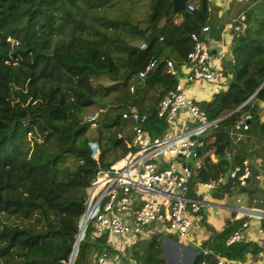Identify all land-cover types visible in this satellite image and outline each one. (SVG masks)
Instances as JSON below:
<instances>
[{
	"label": "trees",
	"instance_id": "16d2710c",
	"mask_svg": "<svg viewBox=\"0 0 264 264\" xmlns=\"http://www.w3.org/2000/svg\"><path fill=\"white\" fill-rule=\"evenodd\" d=\"M202 1L189 0L173 14V0H0V264H62L74 254V264H97L96 255L109 257L108 237L94 238L91 223L79 239L91 184L130 151L118 138L125 133L123 112L136 107L148 114L153 138L169 129L157 111L178 84L167 62L180 72L192 35L207 37L212 10L210 0L206 7ZM241 15L246 28L236 33L228 90L198 102L213 133L203 138L204 166L193 171L191 194L225 174V157L235 165L246 160L233 154L231 131L240 115L248 118L247 132L264 138V0H249ZM152 60L156 66L140 81ZM94 115L95 126L87 121ZM29 135L39 140L28 147ZM230 182L240 185L228 180L219 191ZM247 220L213 233L191 264L258 254L252 242L226 245ZM142 264H166L161 235L150 240Z\"/></svg>",
	"mask_w": 264,
	"mask_h": 264
},
{
	"label": "built area",
	"instance_id": "2783aa9c",
	"mask_svg": "<svg viewBox=\"0 0 264 264\" xmlns=\"http://www.w3.org/2000/svg\"><path fill=\"white\" fill-rule=\"evenodd\" d=\"M194 10V5H189ZM246 28L245 16L233 20L228 29L240 33ZM209 27L203 29L208 33ZM194 48L188 55V63L178 72L171 61L167 62L169 73L178 78L174 90L169 91L158 105V116L165 119L169 129L159 137H151L146 129L148 114H141L136 107L123 112L125 133H119L130 150L128 155L116 162L110 171L100 173L92 182L89 201L84 220L86 226L91 223L94 238L106 235H132L139 237L154 225L174 233L177 237L197 249L201 244L194 240V234L202 230L201 212L207 202V194L195 197L191 194L190 182L195 168L200 169L204 162L200 159L199 150L204 146L203 138L213 123L201 109L198 102L186 93V87L199 81H213L216 77H224V72L215 68L211 59L207 37L192 35ZM141 49H146L142 44ZM156 66L152 60L145 70L138 74L144 81L148 73ZM133 91V88H131ZM182 113L193 120L195 126L188 128L186 122L177 132L176 127ZM97 115L90 116L87 121L96 122ZM247 116L240 117L233 123L232 132L236 141L241 140L242 133L249 130ZM93 156L98 158L100 151L92 144ZM193 163L189 164V160ZM250 162L234 165L229 180H237L244 186L251 177ZM227 180L224 175L215 180L198 184L205 192L219 190ZM246 217H258L259 213L240 210ZM84 222V221H83ZM249 222L245 221L231 235L226 245L245 241V231ZM84 231V230H83ZM207 253V252H206ZM108 255L95 256V263L106 264ZM217 264H226V259L216 255ZM75 255L62 264H74Z\"/></svg>",
	"mask_w": 264,
	"mask_h": 264
},
{
	"label": "crops",
	"instance_id": "0c3cea01",
	"mask_svg": "<svg viewBox=\"0 0 264 264\" xmlns=\"http://www.w3.org/2000/svg\"><path fill=\"white\" fill-rule=\"evenodd\" d=\"M249 0H210L211 22L207 33V41L210 46L211 59L218 70L224 72V77H216L213 81H199L186 87V93L197 102L210 101L215 94L226 92L232 81L230 62L236 33L228 29L233 20L240 17L242 7ZM260 118L264 124V103H259ZM186 122L188 128L195 126L192 119L186 113H182L176 127L177 132ZM213 133L210 129L206 136ZM231 131L234 155H245L250 162L251 177L244 186L230 182L227 190L205 192L196 185L193 196L207 194V202L201 212L202 230L194 234V240L201 244L208 240L213 233L222 232L228 222L248 218L249 228L245 231V241L252 242L260 249L258 254L248 253L244 260H227L226 264H264V138L260 131L251 129L243 132L242 138L236 141ZM241 150V153H240ZM236 151H239V153ZM229 158V157H228ZM230 159V158H229ZM217 161V160H216ZM240 210H249L259 213L258 217H244ZM161 235L163 255H170L174 259L179 256L178 263L171 260L172 264H191L197 251L190 250L187 246L192 244L181 241L177 235L159 225L147 228L139 237L132 235L112 236L108 239V245L112 250L106 264H142L143 255L150 240ZM195 249H197L195 247ZM115 253V255H114ZM183 253V256H182ZM182 258V260H181ZM183 262V263H182ZM167 264V263H166Z\"/></svg>",
	"mask_w": 264,
	"mask_h": 264
},
{
	"label": "water",
	"instance_id": "95a60500",
	"mask_svg": "<svg viewBox=\"0 0 264 264\" xmlns=\"http://www.w3.org/2000/svg\"><path fill=\"white\" fill-rule=\"evenodd\" d=\"M188 1L189 0H173L172 13L176 14V13L180 12L181 10L185 9L186 3ZM202 2H203V6L206 7L207 0H203ZM224 159L229 160V163H230L229 169L224 174L225 179L228 181L229 180V175H230L231 171L234 169L235 162H234V160L229 159L228 157H225ZM192 163H193V159H190L189 160L190 166H191ZM86 222H87V220H84V222L82 224L80 235H79V239H80V237H81V235L83 233V230H84V227L86 225Z\"/></svg>",
	"mask_w": 264,
	"mask_h": 264
},
{
	"label": "rangeland",
	"instance_id": "374dc122",
	"mask_svg": "<svg viewBox=\"0 0 264 264\" xmlns=\"http://www.w3.org/2000/svg\"><path fill=\"white\" fill-rule=\"evenodd\" d=\"M101 81H102V83H104V84H107L109 81L107 80V78H105V77H103L102 79H101ZM153 95H155V92H153L152 93ZM37 140H39V139H36V137H35V135H29V137H28V139H27V143H28V147L29 146H32ZM190 250H193V251H196V249H195V247H190V246H187ZM114 255H115V253H114ZM182 256H183V253H182ZM163 257L165 258V260H166V263L167 264H172V262H171V260H173L174 258L173 257H170V255H166V254H164L163 255ZM179 256H177L174 260H175V262H177L178 263V258ZM181 260H182V258H181ZM183 263V262H182ZM180 264V263H179Z\"/></svg>",
	"mask_w": 264,
	"mask_h": 264
}]
</instances>
